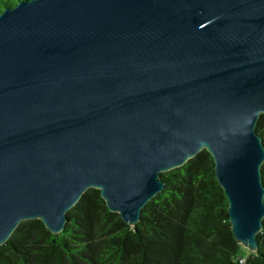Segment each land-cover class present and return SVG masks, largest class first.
<instances>
[{
    "label": "water",
    "instance_id": "water-1",
    "mask_svg": "<svg viewBox=\"0 0 264 264\" xmlns=\"http://www.w3.org/2000/svg\"><path fill=\"white\" fill-rule=\"evenodd\" d=\"M264 0H20L0 12V245L90 189L128 225L210 153L236 242L264 219Z\"/></svg>",
    "mask_w": 264,
    "mask_h": 264
},
{
    "label": "trees",
    "instance_id": "trees-1",
    "mask_svg": "<svg viewBox=\"0 0 264 264\" xmlns=\"http://www.w3.org/2000/svg\"><path fill=\"white\" fill-rule=\"evenodd\" d=\"M19 1L0 0V12ZM255 129L264 144V114ZM261 178L264 186V163ZM160 179L163 189L136 225L109 211L100 191L90 188L67 211L59 233L38 219L20 222L0 245V264H264V219L257 250L241 258L209 152L201 150Z\"/></svg>",
    "mask_w": 264,
    "mask_h": 264
},
{
    "label": "rangeland",
    "instance_id": "rangeland-1",
    "mask_svg": "<svg viewBox=\"0 0 264 264\" xmlns=\"http://www.w3.org/2000/svg\"><path fill=\"white\" fill-rule=\"evenodd\" d=\"M248 251L249 250L247 248H245V247L242 246V248H241V250L239 252L240 257L241 258H244L247 255Z\"/></svg>",
    "mask_w": 264,
    "mask_h": 264
},
{
    "label": "built area",
    "instance_id": "built-area-1",
    "mask_svg": "<svg viewBox=\"0 0 264 264\" xmlns=\"http://www.w3.org/2000/svg\"><path fill=\"white\" fill-rule=\"evenodd\" d=\"M239 262H240L241 264L244 263V259H241Z\"/></svg>",
    "mask_w": 264,
    "mask_h": 264
}]
</instances>
